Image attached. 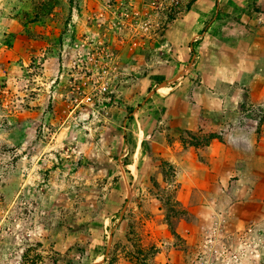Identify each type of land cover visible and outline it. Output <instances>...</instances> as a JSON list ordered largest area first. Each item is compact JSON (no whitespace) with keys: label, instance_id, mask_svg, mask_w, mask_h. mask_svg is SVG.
<instances>
[{"label":"rangeland","instance_id":"1","mask_svg":"<svg viewBox=\"0 0 264 264\" xmlns=\"http://www.w3.org/2000/svg\"><path fill=\"white\" fill-rule=\"evenodd\" d=\"M263 86L264 0H0V264H264Z\"/></svg>","mask_w":264,"mask_h":264},{"label":"crops","instance_id":"2","mask_svg":"<svg viewBox=\"0 0 264 264\" xmlns=\"http://www.w3.org/2000/svg\"><path fill=\"white\" fill-rule=\"evenodd\" d=\"M170 35H171V28L167 30V33L165 36L169 37ZM249 60H246V62H248ZM246 62L244 61L245 67L248 65V63H246ZM251 63H252V60H251ZM223 68L224 69H221V70H223L225 72L230 71L229 67H227V68L223 67ZM234 70H235L234 74H228V75H226V77L223 76L221 79H218L217 81L220 83L221 82H229L230 84H238L240 87L252 90V87L256 84V79H255L256 75L254 72V68L252 67L251 70L249 71L247 68L235 67ZM207 89L210 91H213V90H215V85H212L210 87L208 86V87H206V90Z\"/></svg>","mask_w":264,"mask_h":264}]
</instances>
